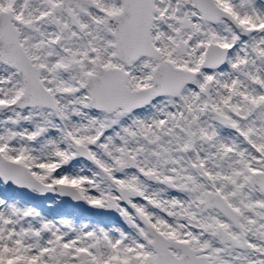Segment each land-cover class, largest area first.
I'll return each instance as SVG.
<instances>
[{
  "label": "snow or ice",
  "instance_id": "6c2138e0",
  "mask_svg": "<svg viewBox=\"0 0 264 264\" xmlns=\"http://www.w3.org/2000/svg\"><path fill=\"white\" fill-rule=\"evenodd\" d=\"M0 264H264V0H0Z\"/></svg>",
  "mask_w": 264,
  "mask_h": 264
}]
</instances>
